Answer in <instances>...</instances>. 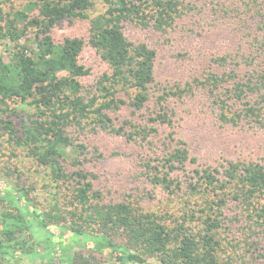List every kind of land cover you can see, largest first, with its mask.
<instances>
[{"label": "trees", "instance_id": "1", "mask_svg": "<svg viewBox=\"0 0 264 264\" xmlns=\"http://www.w3.org/2000/svg\"><path fill=\"white\" fill-rule=\"evenodd\" d=\"M12 1L0 264H264V0Z\"/></svg>", "mask_w": 264, "mask_h": 264}, {"label": "rangeland", "instance_id": "2", "mask_svg": "<svg viewBox=\"0 0 264 264\" xmlns=\"http://www.w3.org/2000/svg\"><path fill=\"white\" fill-rule=\"evenodd\" d=\"M21 1L22 0H13L11 3H7L5 5L6 11L7 10L12 11V10L18 9L19 8L18 6L20 5ZM81 24L82 23L78 22V23H75L74 25H72L70 27H60L57 31V35L60 38H65L67 36H76V35L79 36L80 34H83V32H84L83 28L81 27L82 26ZM129 30H133V28L129 27ZM6 54H7V52L4 51L2 47H0V55L2 56V58H4V60L6 59ZM97 70H101V68H97ZM14 121L17 124V121L15 119H14ZM213 136H215V135H213ZM126 162L127 161L125 159H122V158H112L108 161L107 170L109 171V174L111 176V180H114V178H113L114 172L117 169H120L121 167L126 165Z\"/></svg>", "mask_w": 264, "mask_h": 264}]
</instances>
